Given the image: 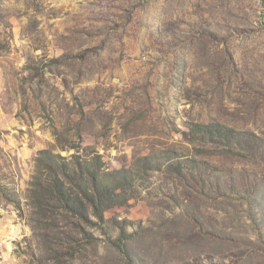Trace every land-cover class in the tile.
Segmentation results:
<instances>
[{
  "label": "rangeland",
  "instance_id": "374dc122",
  "mask_svg": "<svg viewBox=\"0 0 264 264\" xmlns=\"http://www.w3.org/2000/svg\"><path fill=\"white\" fill-rule=\"evenodd\" d=\"M44 149L130 179L73 264H264V0H0V264H57Z\"/></svg>",
  "mask_w": 264,
  "mask_h": 264
},
{
  "label": "trees",
  "instance_id": "16d2710c",
  "mask_svg": "<svg viewBox=\"0 0 264 264\" xmlns=\"http://www.w3.org/2000/svg\"><path fill=\"white\" fill-rule=\"evenodd\" d=\"M213 127L214 131L207 124L194 125L196 132L220 140L230 151L242 141H250L242 136L245 133L220 124ZM72 158L75 159L67 160L49 150H41L36 158L37 171L29 188L33 206L38 207L33 212L34 228L47 230L44 235L56 239V248L52 251L60 255L52 256L51 260L57 264L62 253L69 254L63 262L73 264L78 259L75 254L79 250L74 248L75 242L95 245L98 238L92 232L94 229L107 235L106 228L112 222L105 217V211L114 206L127 205L129 200L125 191L129 188L130 179L118 177L117 171L105 170L98 154H86L82 159L73 155ZM124 234L122 231V236ZM108 240L111 241V238L108 237ZM119 245L126 251L124 242Z\"/></svg>",
  "mask_w": 264,
  "mask_h": 264
}]
</instances>
